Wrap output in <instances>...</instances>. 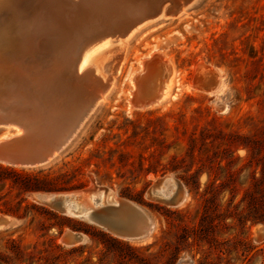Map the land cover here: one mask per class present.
Returning <instances> with one entry per match:
<instances>
[{"label": "rangeland", "instance_id": "1", "mask_svg": "<svg viewBox=\"0 0 264 264\" xmlns=\"http://www.w3.org/2000/svg\"><path fill=\"white\" fill-rule=\"evenodd\" d=\"M80 1L110 29L82 99L108 86L47 164L0 163V215L15 221L0 230V264H264V0ZM131 4L159 11L114 36ZM164 64L170 93L134 108L137 83L154 89ZM167 177L186 198L174 207L148 196ZM100 189L144 211L151 232L122 239L38 200ZM106 210L96 214H124ZM68 232L85 241L65 245Z\"/></svg>", "mask_w": 264, "mask_h": 264}, {"label": "bare ground", "instance_id": "2", "mask_svg": "<svg viewBox=\"0 0 264 264\" xmlns=\"http://www.w3.org/2000/svg\"><path fill=\"white\" fill-rule=\"evenodd\" d=\"M78 1L0 0L1 104H3L7 96L15 95L16 97H20L22 93H28L29 97L33 95L40 96L43 99V97L47 96L48 89H50L48 81L50 82L49 76L51 75L57 76L56 86L59 90L66 85L68 86L72 100L74 99L76 101L82 98L83 93H85V90L82 88V82L87 81L88 76L95 73L96 69L89 64L90 58L94 53L99 51L101 47L107 45L108 42L105 40H107V37L110 35V29L101 28L102 24L99 28L98 18H90V20L88 16H83L84 10L87 8L85 7V2L82 3L80 1V3ZM92 2H94V0ZM156 2H158V0L155 1V3ZM101 3H103V9L108 8L109 0H103ZM154 5L155 4H152L151 7L153 8ZM142 7L137 9L134 6H128L124 12L125 18H121L123 21H126L130 16H133L134 13L140 12ZM148 7L150 6L148 5ZM147 10L150 9L148 8ZM169 74H171L170 69L167 65L165 66V64L164 67L158 70V78L155 88L153 89L157 97L156 100H151L148 106L161 101L162 97L170 93L168 92ZM209 86L212 87L210 82H208V87ZM57 90L56 88L52 92V95H55L59 91ZM92 90L87 94L90 95ZM146 95V93L139 90L137 83L136 93L131 99L133 107L137 103H140L143 99L142 97ZM102 96H104L103 92H100L99 96L96 98L94 107L99 103ZM54 97L57 98V94ZM92 97L94 96H89L88 99ZM69 105H71V102L68 103V106ZM15 108L19 109V111L21 110L18 105ZM21 112H23V110ZM61 112V109L54 110L49 116H59ZM14 130L16 131L15 135L10 137L5 135L0 138V142H7L8 149L14 147L11 140L15 136L21 135L19 129L14 128ZM74 135L75 133L72 137ZM180 184L175 179L167 177L162 181L161 185L152 188L151 192L153 196L157 198L162 200L173 199L174 204H179L185 198V194L182 190L183 187L181 188ZM50 197H53V195ZM64 198L67 212L73 211L77 213L75 216H67L85 218L83 219L85 221L86 218H90L94 210H102L105 207L124 204V202L115 199L110 191H103L102 189L99 191L92 190L67 194ZM47 199L50 200L49 197ZM129 203H125V206H123L124 214L118 216V218H121L120 220L123 222V225L126 223L122 228L123 232L139 234L142 227L148 223L149 234L154 227L150 219L151 217L140 208ZM109 216L112 215H108V218ZM114 216H112L113 219H115ZM91 219H94V217H91ZM14 223V219L0 215V230L9 228L13 226ZM65 234V242L68 243V245H76L85 241V237L81 234L73 232ZM75 235H79L80 239L75 241Z\"/></svg>", "mask_w": 264, "mask_h": 264}, {"label": "water", "instance_id": "3", "mask_svg": "<svg viewBox=\"0 0 264 264\" xmlns=\"http://www.w3.org/2000/svg\"><path fill=\"white\" fill-rule=\"evenodd\" d=\"M159 7V6H158ZM152 10H143L138 13H134L132 17L125 21V23L119 27L114 36H125L127 35L136 25H139L146 19L157 15L159 8ZM57 76H49L48 94L46 97H40L33 95L29 97L28 93H22L20 97L15 95L7 96L4 99L3 104L0 103V128L7 131H14V128L20 130L21 135L15 136L11 142L13 146L8 149L7 142H0V163L16 168H35L47 164L52 160L72 139V135L78 131L83 122L86 120L88 115L94 109L96 104V98L99 93L106 89V84H102L98 81L92 94L94 96L90 100L87 98L72 100L68 86L66 85L61 90L56 86ZM197 78L195 79V81ZM212 86V85H211ZM57 91V98L52 95L55 89ZM213 87H204L200 90L210 92ZM61 92V95H60ZM146 96L142 97V101L137 103L134 108L140 109L148 106L151 100H156L157 94L153 89L146 91ZM23 96V97H21ZM71 105L68 106V103ZM18 105L19 109L15 108ZM61 109L62 112L59 116H49L54 110ZM23 110V112H21ZM69 117V118H68ZM68 118V119H67ZM15 135V131L7 136ZM160 184L162 181L159 182ZM181 187V186H180ZM152 190V189H151ZM148 193V196L152 199L164 203L168 206H176L173 199L162 200L153 196L152 192ZM73 193H55V194H41L38 196L43 204L56 210L58 213L63 215H77L76 212H67L65 206V195L75 194ZM53 195V197H50ZM50 198L48 200L47 198ZM128 203V202H124ZM171 203V204H170ZM117 205L111 207H105L102 210L109 209L110 213H116L117 211L123 212V206ZM131 204V203H129ZM136 207V206H135ZM94 210L90 215V218H86L88 222H92L94 225L100 227L102 230L111 233L114 236L120 237L127 240H141L148 235L149 227L146 223L139 234H130L129 232H123V226L126 224L120 220L121 218H109L102 219L96 213L101 212L105 214L107 211ZM94 217V219H91ZM81 220L85 218H79ZM66 234L64 233L61 237L62 243H66ZM75 241L80 239L79 235H75Z\"/></svg>", "mask_w": 264, "mask_h": 264}, {"label": "clouds", "instance_id": "4", "mask_svg": "<svg viewBox=\"0 0 264 264\" xmlns=\"http://www.w3.org/2000/svg\"><path fill=\"white\" fill-rule=\"evenodd\" d=\"M223 71H226V69H224ZM229 91H230V89H229Z\"/></svg>", "mask_w": 264, "mask_h": 264}]
</instances>
